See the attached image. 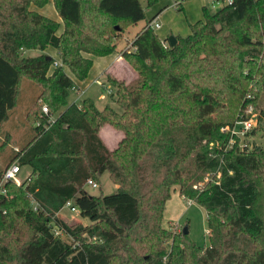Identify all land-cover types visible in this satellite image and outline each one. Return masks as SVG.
<instances>
[{"label": "trees", "instance_id": "16d2710c", "mask_svg": "<svg viewBox=\"0 0 264 264\" xmlns=\"http://www.w3.org/2000/svg\"><path fill=\"white\" fill-rule=\"evenodd\" d=\"M50 1L60 33L61 23L38 11ZM158 1L0 0V147L24 85L38 90L25 112L26 143L0 166V179L13 163L31 166L22 185L7 182L0 193V264H264V145L231 143L223 131L250 103L264 128V0L203 7L174 46L147 20ZM145 20L122 51L133 81L108 75L113 91L102 109L88 97L69 103L93 57L116 53L115 39ZM106 124L124 134L113 150L100 136ZM105 171L117 191H85ZM177 188L206 210L207 246L187 227H165ZM67 203L90 224L66 223L59 214Z\"/></svg>", "mask_w": 264, "mask_h": 264}, {"label": "rangeland", "instance_id": "374dc122", "mask_svg": "<svg viewBox=\"0 0 264 264\" xmlns=\"http://www.w3.org/2000/svg\"><path fill=\"white\" fill-rule=\"evenodd\" d=\"M143 1L146 5V0ZM174 1L175 0H159L154 6H147V8L145 9L147 20L155 17V15L158 14V20L161 24V28L156 31L158 32L160 37L162 36V39L163 37L166 38L175 34H182L180 36L183 37L188 36L191 33V23L198 20V16H196L195 14L200 13V19L204 17L203 7H207L209 11H216L221 8V6L213 7L211 0H184L183 3H186V8L176 9L173 6ZM51 4L48 6L46 5V11H49L50 9L55 7L52 1ZM192 18L193 22H190V19ZM147 20L142 21L137 25L129 28L127 31H125V33H123L122 37H117L115 39L114 42L117 44L118 48L116 53L122 54L123 50L132 49L130 46L132 44V41L135 39L141 28L145 26ZM61 29L62 28L58 30V33H60ZM51 49L52 48L46 49L45 53L51 52ZM38 53L39 52L37 51H26L25 55H37ZM112 57L114 56L108 55L101 58L95 57L96 59L92 64L93 66L85 82L81 86L83 90H80V92L71 90L68 96L69 103L78 101L79 105H81V101L88 97L91 98L100 109H102V107L111 102L110 92L113 91L112 85L107 81L108 75L115 78L116 80L120 78L118 80L123 81L133 80L131 78L134 75L137 76L135 69L132 68L130 64L129 65L133 69V71L131 70V72L129 70L126 60V64L118 61L117 63H112L111 67H113L115 70H118L119 72L117 76L113 75L110 72L104 73L103 68L105 67V65H108L107 63L111 62ZM27 85H24L23 91L20 96V102L17 108L14 110L13 116L6 124L7 130H11V135L9 136L10 140L7 145L0 147V166L2 165L3 168L6 167L7 162H5V160L10 157V155L16 148H21L24 146L28 138V133L30 134L29 126L25 118V112L31 105V102L34 100V97L38 93V90L37 88H31V85ZM238 101L239 98L237 97L225 100V111L222 116L226 117V115H228L233 110V105ZM259 107L260 109L264 108V94L260 97ZM107 127L113 128L117 133H120L118 136H124L123 132H121L120 130L118 131L116 128L108 124L104 125L101 131L103 132V129ZM257 127V132L255 131V134L251 133L245 136V138H242V145H244L245 143L249 144L250 146L256 144L264 145V128L261 127V123L257 125ZM103 135L106 139V142L113 149L115 146L112 139H110V137L104 132ZM30 173L31 166L26 165L21 167V171L17 177L21 182H24ZM95 181L98 183V186L92 187L91 185H87L85 187V191H87L88 193L90 192V194L92 195L113 194L117 191V185L111 180L110 174L107 171L104 172L99 181ZM59 215L69 225L90 224L88 220L81 218L77 211L72 212L70 210V207H65L64 209H62ZM163 220L166 228H172V230L176 232H180L187 227L189 229V235L191 239L195 241L199 246H207L209 244L208 218L206 210L202 206L195 203H188L187 200L180 195L178 188L173 192L170 200H168L167 210L164 213ZM84 238H86V235H84ZM91 239L92 238H87V241L90 242ZM68 240L70 242L73 241V239L71 238H69Z\"/></svg>", "mask_w": 264, "mask_h": 264}, {"label": "built area", "instance_id": "2783aa9c", "mask_svg": "<svg viewBox=\"0 0 264 264\" xmlns=\"http://www.w3.org/2000/svg\"><path fill=\"white\" fill-rule=\"evenodd\" d=\"M184 0H177L175 3L174 7L176 9L180 8V5L182 4ZM213 7L216 6H223L225 3H232L234 0H211ZM150 26L158 30L161 28V24L157 19H154L151 23ZM168 42H164V45L166 46ZM60 62L58 60L54 61V65H59ZM73 90L80 92V89L74 88ZM250 97V95H249ZM43 111L44 113L48 114V107L46 105L43 106ZM258 120H259V113L256 111V108L252 103L248 104L246 108L244 109L243 114L234 122L232 126L223 128V131H228L231 133V143L235 141L234 138L239 137V138H245V136L248 135L257 125H258ZM244 146V145H243ZM21 171V167L18 163H13L11 164L8 168L5 169V171L2 174V178L0 179V193L4 192V185L7 182H14L17 185H22L23 182L19 180L17 177L18 174ZM88 186L91 185L92 187H97L98 184L92 180L89 179L88 181ZM66 207H70V210L72 212L77 211L76 207H72L71 203H67ZM55 235L62 234L63 231L62 229H56L54 230Z\"/></svg>", "mask_w": 264, "mask_h": 264}, {"label": "crops", "instance_id": "0c3cea01", "mask_svg": "<svg viewBox=\"0 0 264 264\" xmlns=\"http://www.w3.org/2000/svg\"><path fill=\"white\" fill-rule=\"evenodd\" d=\"M177 2V0H175L174 1V4H173V6L175 5V3ZM51 4V1L49 2V4L48 5H50ZM186 4V3H185ZM185 4L182 2V4L180 5V8H183V9H185L186 8V6H185ZM47 5V6H48ZM52 5V4H51ZM46 9V6L45 7H43V8H38V11L40 12V13H42L43 15H45V16H47V17H49V18H51V19H56L57 21H59L60 23H61V27L60 28H62L61 29V31L60 32H62L63 31V23H62V19H60V17H59V15H58V12H57V10H56V8L54 7V8H52V9H50L49 11H46L45 10ZM186 11V10H185ZM196 16H198V20H201V19H203V18H201L200 19V13H197V14H195ZM158 14H156L155 15V17H153L154 19H157L158 20ZM153 18H150V19H153ZM197 20V21H198ZM159 21V20H158ZM190 22H193V18L192 19H190ZM194 22H196V21H194ZM194 22L193 23H191V24H194ZM179 35H182V34H179ZM179 35H176L175 34V36L177 37V36H179ZM164 36V35H163ZM162 37V36H161ZM163 38H165V37H163ZM53 52H52V51ZM51 50H49V51H51V52H49V53H46V54H48V55H51V56H55V57H57L58 56V51L56 50V49H51ZM111 55H113L114 57H112V59H111V62L110 63H107L108 65H105V67L103 68V71H104V73H106V72H110V73H112L113 75H118V70H115L113 67H111V65H112V63L113 62H116L117 63V61L118 62H122L123 64H126V62H125V60H124V58L122 57V54H119V53H114V54H111ZM101 57H105V56H101ZM101 57H97V58H101ZM96 58L95 57H93V61L95 60ZM128 65V68H129V70L131 71H133V69L130 67V65L129 64H127ZM129 71V72H130ZM131 71V72H132ZM134 73V72H133ZM134 75V74H133ZM136 77V75H134L131 79H134ZM118 78V77H117ZM96 79V78H95ZM118 79H120V78H118ZM95 81V80H94ZM133 80H129V81H126L127 83H130V82H132ZM85 82V81H84ZM84 82H79V81H77V86H78V88L80 89V90H83V88H81V86L83 85V83ZM74 102H78V101H74ZM103 132L105 133V134H107L109 137H110V139H112V141H113V143H114V148L113 149H115V148H117L118 147V145H119V141L122 139V136H118L120 133H117L113 128H109V127H107V128H105V129H103ZM103 132L101 131L100 132V136H101V138H102V140L108 145V147L111 149V150H113L110 146H109V144L106 142V139L104 138V135H103ZM114 137V138H113ZM116 139V140H115ZM170 200V199H169ZM187 202L188 203H193V202H191V201H188L187 200ZM196 204V203H195ZM167 205H168V202H167ZM166 210H167V208H166Z\"/></svg>", "mask_w": 264, "mask_h": 264}, {"label": "water", "instance_id": "95a60500", "mask_svg": "<svg viewBox=\"0 0 264 264\" xmlns=\"http://www.w3.org/2000/svg\"><path fill=\"white\" fill-rule=\"evenodd\" d=\"M168 41H169L171 46H174L177 43V38L175 35H171V36H169ZM184 231L187 232V229L185 228Z\"/></svg>", "mask_w": 264, "mask_h": 264}]
</instances>
